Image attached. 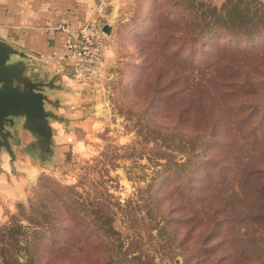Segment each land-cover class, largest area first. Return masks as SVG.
Listing matches in <instances>:
<instances>
[{"label": "rangeland", "instance_id": "rangeland-1", "mask_svg": "<svg viewBox=\"0 0 264 264\" xmlns=\"http://www.w3.org/2000/svg\"><path fill=\"white\" fill-rule=\"evenodd\" d=\"M129 1L128 18L116 20L109 34L106 104L98 122L77 130L80 141L60 158L61 172H42L29 183L24 197L4 207L0 228L15 220L31 227L29 232H43L38 251L46 264H120L117 258L124 254L156 264H220V260L242 264L226 259L238 235L239 243L263 253L264 264L263 225L251 221L235 226L226 218L220 225V219L234 214L233 204L239 210L247 206H240L239 198L228 205L220 192L248 182L247 175L264 164L262 138L253 145L256 139L230 131L216 145L204 147V140H195L192 163L181 167L175 163L188 161L182 143L198 123L193 110L203 97L215 102L221 112L216 117L226 126L248 112L229 111L216 85L200 87L205 79L218 80L219 73L205 76L199 59L226 43L264 48V37L251 41L217 37L202 46L185 47L166 34L167 29L179 33L181 27L169 26L168 18L188 14L184 0ZM210 1L220 6L225 0ZM242 66L239 80L258 78L264 71L259 63ZM246 97L240 93L235 98ZM189 107L196 109L187 114ZM262 114L264 103L245 127L236 128L247 132L256 124L264 128ZM235 168L238 173L230 172ZM221 176H226L223 183ZM263 179L255 178L254 187ZM62 198H71L74 208L85 213L67 210ZM33 218L38 223L31 226ZM204 247L212 252L205 254Z\"/></svg>", "mask_w": 264, "mask_h": 264}, {"label": "trees", "instance_id": "trees-1", "mask_svg": "<svg viewBox=\"0 0 264 264\" xmlns=\"http://www.w3.org/2000/svg\"><path fill=\"white\" fill-rule=\"evenodd\" d=\"M188 14L185 16L179 14V18L169 17V26L181 27L179 33L177 31L171 34L167 29L166 34L172 39L181 42L182 46L193 48L194 44H207L211 38L224 37L230 41L235 40H255L264 37V3L261 0H225L220 6L213 4L210 0H184ZM178 4L177 0L174 1ZM170 13H174L170 10ZM154 32H158L156 28ZM163 30L161 29V34ZM196 34V35H195ZM169 37L166 40H170ZM199 65L204 67L205 76L214 72H218V80L205 79V82H199L200 87L205 86V89H210L211 85H216L217 90L222 94L224 105L229 111L245 112L241 118H236L233 122L226 126L221 124L216 117L220 115L215 109V102L206 100L203 97V103L196 108H187V114L197 111L199 117L198 123L193 124L190 133H187V139L182 143V152L187 154L188 161L179 163L175 162L178 167L186 165L192 161L195 151V140H204V147L215 142L218 144L226 136V133L232 131L233 134H240L239 137H251L256 142L253 145H258V138L264 142V128L259 124L252 125L250 130L237 129L239 124L245 127L248 121L259 111V104L264 103V71L262 76L258 78H250L239 80V71H242L244 64H261L264 67V48L256 46L250 48H242L238 45L230 43L218 46L217 50L211 49L205 52L204 56L199 59ZM209 72V73H208ZM206 86L208 88H206ZM240 93H246L245 99H236ZM209 96V95H208ZM215 100V99H214ZM196 113V112H195ZM264 116V114H262ZM192 125V124H191ZM225 126V127H223ZM227 128V129H226ZM250 131V133H249ZM242 135V136H241ZM185 136V135H184ZM251 141V140H250ZM222 142V141H221ZM224 142V141H223ZM232 142V141H231ZM238 149L239 145H234ZM204 149V148H203ZM192 163V162H191ZM237 169V170H236ZM239 172L238 168L232 169L230 172ZM241 175L235 176L237 178ZM245 176V175H244ZM251 181L238 182L237 186H233L226 192H220L223 199L228 201V205L236 203L235 199L239 198L240 206H246L245 210H239L235 204L232 205L233 215H226L220 219V225H224L225 218L230 220L235 226L245 224L247 222L256 221L264 226V179L260 185L254 187V179L258 177L264 178V164L253 169L248 175ZM247 179V177H245ZM232 179V178H231ZM220 183L226 181L225 177H220ZM64 207L73 212L85 213L78 208H74L71 198H62ZM98 212V210H97ZM84 216V215H83ZM37 220L33 218L29 220L31 226L37 224ZM37 227H41L40 225ZM31 227L22 225L20 222L13 221V224L6 225L0 228V264H46L40 260L38 251V242L44 236L43 232L34 229L29 232ZM100 230V228H98ZM235 229V228H234ZM23 230V232H21ZM237 234V230L234 234ZM240 235L235 238V248L233 252L226 256L233 261H241L242 264H262L263 253H257L250 244L246 246L244 243H239ZM205 254H210L212 249L204 247ZM61 255H64V250H60ZM112 255H115L114 253ZM60 260V256L58 257ZM117 262L120 264H156L155 260L147 263L143 256H130L124 254L118 256ZM224 258L223 260L226 261ZM222 260H220V264ZM234 262H230V264Z\"/></svg>", "mask_w": 264, "mask_h": 264}, {"label": "crops", "instance_id": "crops-1", "mask_svg": "<svg viewBox=\"0 0 264 264\" xmlns=\"http://www.w3.org/2000/svg\"><path fill=\"white\" fill-rule=\"evenodd\" d=\"M129 3V0H0V40L31 56L30 71L35 80L54 79L56 87L47 95L51 100H59L57 113L67 118L66 122L51 121L55 170L41 164L26 150L34 137L21 124L16 126L13 155L6 150L0 152V216L6 205L24 197L29 183L42 172L62 171L60 158L80 141L77 130L97 123L98 113L106 104L105 69L112 52L109 39L101 76L85 78L75 68V57L67 50L66 33L61 26L79 28L93 20L104 28L111 27L112 32L116 20L128 18L130 12L125 7Z\"/></svg>", "mask_w": 264, "mask_h": 264}, {"label": "water", "instance_id": "water-1", "mask_svg": "<svg viewBox=\"0 0 264 264\" xmlns=\"http://www.w3.org/2000/svg\"><path fill=\"white\" fill-rule=\"evenodd\" d=\"M117 10L118 6L116 13ZM104 30L111 34L112 28ZM30 58L26 52L0 40V152L6 150L13 155L12 141L17 140L14 129L21 124L34 137L26 150L41 164L55 170L51 121L66 122L67 118L55 110L59 100H51L47 95L56 87L54 79L35 80L30 71Z\"/></svg>", "mask_w": 264, "mask_h": 264}, {"label": "built area", "instance_id": "built-area-1", "mask_svg": "<svg viewBox=\"0 0 264 264\" xmlns=\"http://www.w3.org/2000/svg\"><path fill=\"white\" fill-rule=\"evenodd\" d=\"M66 47L75 57V68L85 78H99L105 67L109 35L101 23L89 21L79 28L61 26Z\"/></svg>", "mask_w": 264, "mask_h": 264}]
</instances>
